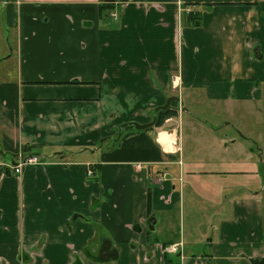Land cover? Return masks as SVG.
<instances>
[{"label": "crops", "instance_id": "obj_1", "mask_svg": "<svg viewBox=\"0 0 264 264\" xmlns=\"http://www.w3.org/2000/svg\"><path fill=\"white\" fill-rule=\"evenodd\" d=\"M122 2L0 0V264H264L262 169L196 116L261 101L264 0Z\"/></svg>", "mask_w": 264, "mask_h": 264}, {"label": "rangeland", "instance_id": "obj_2", "mask_svg": "<svg viewBox=\"0 0 264 264\" xmlns=\"http://www.w3.org/2000/svg\"><path fill=\"white\" fill-rule=\"evenodd\" d=\"M111 19L113 18L111 17ZM8 39H9L8 30L3 23H0V48L2 47V45L4 46L5 41H7ZM10 41L12 42L11 38ZM263 93L264 92H262L260 98L261 101L258 102L252 101L249 103H245V104L242 103L241 105H236L229 108H221L217 112H212L211 109L205 107H198L197 108L198 112H196V116L202 122L200 124L205 126V127H201L204 128L203 130H205L206 127L210 128L211 130L213 127L218 131L217 134L218 136L220 137L229 136L230 138H228V140L229 139L237 140V144H240L239 147H237L238 151L236 153V149L234 151L232 150L233 155L231 157L238 158L240 159L239 161L244 160L245 163H249L251 156V158H253L252 160L258 163L260 165L259 168L261 167L260 169H262L263 174L261 178H264V98H263L264 95ZM127 123H123L119 126V130H122L123 135L130 131L134 132L135 130V127L133 126L120 129L122 125ZM184 130L186 132L188 131L186 125L184 127ZM203 139L204 141L200 139V136H197L195 134V139L189 140L188 146H191L194 149H198L202 152L203 150H206V148L210 146V142L212 141L211 138L208 139L205 134ZM114 144L115 143H113V141L111 140H108V142L107 141L104 142V140L102 139L97 147L98 148L104 147L105 149H108V148H112ZM229 147L233 148L232 143L231 144L229 143ZM242 148L244 150L243 155L241 153ZM251 150H253L255 154L253 156L252 155L248 156V152ZM195 174L202 175L203 173L201 174L199 172H195L194 175ZM246 174L247 173H245V175ZM188 175L189 174H187V176ZM245 179H248V176H246Z\"/></svg>", "mask_w": 264, "mask_h": 264}, {"label": "built area", "instance_id": "obj_3", "mask_svg": "<svg viewBox=\"0 0 264 264\" xmlns=\"http://www.w3.org/2000/svg\"><path fill=\"white\" fill-rule=\"evenodd\" d=\"M123 4L129 3V2H133L134 0H122ZM187 12H191L189 10H187ZM111 17L114 20H118L119 19V14L117 11L113 10L111 12ZM43 161L42 159L37 156V155H32V154H25V153H20L17 159V162L11 166V169L14 171V173L16 175H20L23 173L24 169L30 166H39V165H43ZM90 175L93 174V172H89ZM166 175L163 176V178ZM183 247V243H178V244H172L170 246H168V249L166 252L169 253H178V251L181 250V248Z\"/></svg>", "mask_w": 264, "mask_h": 264}, {"label": "trees", "instance_id": "obj_4", "mask_svg": "<svg viewBox=\"0 0 264 264\" xmlns=\"http://www.w3.org/2000/svg\"><path fill=\"white\" fill-rule=\"evenodd\" d=\"M182 17H183V23L186 24L187 23V19L189 21V19H192V24H195L197 22V14L194 12L191 13H187V12H182ZM179 101H174L171 104V107L168 108L167 110H159L158 112H155V116H157V120L156 123L154 125V127H162L165 123V121L167 119L173 118V117H177L178 116V112H179ZM154 127H151L149 129H147L146 131L152 130L154 129Z\"/></svg>", "mask_w": 264, "mask_h": 264}, {"label": "water", "instance_id": "obj_5", "mask_svg": "<svg viewBox=\"0 0 264 264\" xmlns=\"http://www.w3.org/2000/svg\"><path fill=\"white\" fill-rule=\"evenodd\" d=\"M174 101L178 102V101H180V98L176 97V96L168 98L166 104L164 106H162V107L157 108L156 111L158 112L159 110H166V109L170 108L172 102H174ZM156 120H157V116H154L153 120L150 123L139 124V123H136V122H130V123L122 125L120 127V129L133 126V127H135V129H137L139 131H142V130H146L148 128L154 127V125L156 123Z\"/></svg>", "mask_w": 264, "mask_h": 264}, {"label": "flooded vegetation", "instance_id": "obj_6", "mask_svg": "<svg viewBox=\"0 0 264 264\" xmlns=\"http://www.w3.org/2000/svg\"><path fill=\"white\" fill-rule=\"evenodd\" d=\"M160 182H162V181H160ZM170 246V245H169ZM167 249H168V246H163V251H164V253L167 251Z\"/></svg>", "mask_w": 264, "mask_h": 264}, {"label": "bare ground", "instance_id": "obj_7", "mask_svg": "<svg viewBox=\"0 0 264 264\" xmlns=\"http://www.w3.org/2000/svg\"><path fill=\"white\" fill-rule=\"evenodd\" d=\"M167 110V109H166ZM149 129V128H148ZM147 130V129H146Z\"/></svg>", "mask_w": 264, "mask_h": 264}]
</instances>
